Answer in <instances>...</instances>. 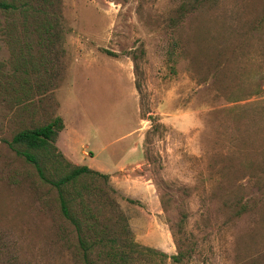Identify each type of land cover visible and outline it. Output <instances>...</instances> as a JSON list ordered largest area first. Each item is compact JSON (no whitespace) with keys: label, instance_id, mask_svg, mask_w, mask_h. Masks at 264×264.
<instances>
[{"label":"rangeland","instance_id":"1","mask_svg":"<svg viewBox=\"0 0 264 264\" xmlns=\"http://www.w3.org/2000/svg\"><path fill=\"white\" fill-rule=\"evenodd\" d=\"M0 3L16 6L0 5V264H264V0ZM57 119L60 152L91 156L64 155L74 166L139 144L133 176L157 195L149 210L86 179L72 212L93 209L105 246L88 258L56 188L10 147Z\"/></svg>","mask_w":264,"mask_h":264},{"label":"trees","instance_id":"2","mask_svg":"<svg viewBox=\"0 0 264 264\" xmlns=\"http://www.w3.org/2000/svg\"><path fill=\"white\" fill-rule=\"evenodd\" d=\"M0 5L6 9L12 7L16 9V6L4 3H0ZM45 11L46 10L42 9L43 13H45ZM46 19V17H43L41 21H45ZM56 19L57 18H54L53 20ZM59 23V21L53 23V21L48 18L47 22L45 21L43 23V26H47L48 29L54 30L55 35L59 37V33L55 31L56 28L61 26ZM46 31L48 30H45V32ZM63 129L64 125L62 120L57 119L43 126L23 130L14 136L10 143V147L19 156L24 157L28 163L35 167L38 175L46 184H50L56 188L59 193L63 213L66 218L75 225L78 231L80 244L88 258L96 249L104 246V238L102 237L104 231L103 226L98 216H94L92 213L93 209L89 208L86 210L87 216L85 219L78 218L76 214H73L72 209L74 203L78 201V199H80V205L85 204L83 192L92 189L91 186L86 184V179L90 180L89 178H92V176H100L108 181L109 176L92 170L88 166H74L65 158L56 146L59 133ZM110 189L116 192L113 188L110 187ZM88 197L87 200L90 199ZM99 210L98 208L97 211ZM97 214L100 216L99 213ZM126 228V233L130 235L128 231V222ZM100 229H102V231ZM109 246L107 245L106 248L107 256L111 257L114 261L116 257H120L123 260V257L115 252V245ZM103 249H105V246ZM173 261L180 263L182 259L180 255H176L173 256Z\"/></svg>","mask_w":264,"mask_h":264},{"label":"crops","instance_id":"3","mask_svg":"<svg viewBox=\"0 0 264 264\" xmlns=\"http://www.w3.org/2000/svg\"><path fill=\"white\" fill-rule=\"evenodd\" d=\"M64 130V129H63ZM66 131V130H65ZM71 137H74V133L68 131ZM61 135L64 131L60 132ZM139 144H134L133 147H127L125 152V157L117 159L114 162H107L106 164H98L96 167L90 168L104 175L109 176L111 184L114 189L120 192L123 196L130 199L131 201H140L145 204L149 210L156 207V192L153 186L144 180L142 175H134L136 169L143 166V160L140 159L139 154ZM68 152L64 155L71 159L74 163L80 162L83 157H91L86 152L83 153L84 156L79 157L78 152L73 148L72 145ZM94 157V156H92ZM84 166V165H83ZM136 174V173H135ZM152 207V208H151ZM165 244L168 243L167 236L164 237ZM169 246V244H168ZM162 249V248H160Z\"/></svg>","mask_w":264,"mask_h":264}]
</instances>
